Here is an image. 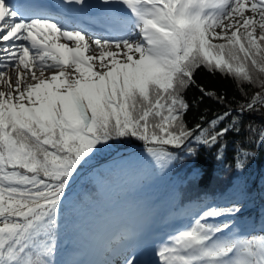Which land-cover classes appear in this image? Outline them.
Returning <instances> with one entry per match:
<instances>
[{"label":"snow or ice","instance_id":"snow-or-ice-1","mask_svg":"<svg viewBox=\"0 0 264 264\" xmlns=\"http://www.w3.org/2000/svg\"><path fill=\"white\" fill-rule=\"evenodd\" d=\"M62 3L71 22L45 14L43 0H0V264H52L67 189L110 142L142 140L163 166L165 146L212 145L231 131L218 128L229 111L209 128L185 123L183 92L201 66L264 88V0ZM94 7L89 24L106 36L75 22ZM258 103L260 93L240 110ZM239 211L205 210L157 250L159 264H264V236L222 239L232 226L208 223Z\"/></svg>","mask_w":264,"mask_h":264},{"label":"trees","instance_id":"trees-1","mask_svg":"<svg viewBox=\"0 0 264 264\" xmlns=\"http://www.w3.org/2000/svg\"><path fill=\"white\" fill-rule=\"evenodd\" d=\"M193 79L183 92L189 103L187 127L209 128L210 121L229 111L232 118L218 128L232 130L212 145L190 139L182 147L165 146L173 158L164 175L133 162L151 145L136 138L110 142L79 169L67 189L56 252L48 258L52 264H124L129 256H141V264H159L157 250L212 207L240 209L208 220L233 224L222 237L236 236L239 229L241 238L264 236V105L240 110L254 94L264 95V88L204 66Z\"/></svg>","mask_w":264,"mask_h":264},{"label":"rangeland","instance_id":"rangeland-1","mask_svg":"<svg viewBox=\"0 0 264 264\" xmlns=\"http://www.w3.org/2000/svg\"><path fill=\"white\" fill-rule=\"evenodd\" d=\"M93 3L95 4L96 0H93ZM110 7L111 8L113 7L112 10H114V8H121L122 6L119 5V4H114V5L110 6ZM124 11H125V9H124ZM217 31H219V29ZM60 42L63 43L65 41L63 39H61ZM88 54H93V53L90 51ZM135 158H137L138 160H133V162L142 163V164H145L147 166L156 167L157 169L159 168V170H162V175L167 173V170H165V169H168L169 168L168 164H170V161H169L167 164L161 166L149 153L147 154V153H144V152H140L138 157H134L132 159H135ZM231 225H233V224H231ZM237 225H240V223H237ZM234 231L237 232L236 230H234ZM240 234H241V230L239 229V231L237 232L236 236H234L233 234H229V236H227L226 238H224L222 236H221V238L222 239H229V238L250 239V238L255 236L254 234L253 235L251 234L250 236H246L245 238H241ZM136 260L138 261V264H140L142 262V259L136 258Z\"/></svg>","mask_w":264,"mask_h":264}]
</instances>
